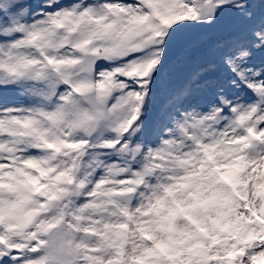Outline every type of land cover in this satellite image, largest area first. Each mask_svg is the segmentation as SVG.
I'll return each instance as SVG.
<instances>
[{"label":"snow or ice","instance_id":"1","mask_svg":"<svg viewBox=\"0 0 264 264\" xmlns=\"http://www.w3.org/2000/svg\"><path fill=\"white\" fill-rule=\"evenodd\" d=\"M0 264H264V0H0Z\"/></svg>","mask_w":264,"mask_h":264}]
</instances>
